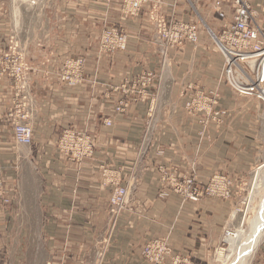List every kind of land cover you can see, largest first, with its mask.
Returning <instances> with one entry per match:
<instances>
[{
  "label": "crops",
  "instance_id": "obj_1",
  "mask_svg": "<svg viewBox=\"0 0 264 264\" xmlns=\"http://www.w3.org/2000/svg\"><path fill=\"white\" fill-rule=\"evenodd\" d=\"M32 1L11 0L10 13L3 11L9 23L0 16V60L20 55L28 67L23 101L0 64V175L10 186L27 166L41 177L35 199L45 241L41 262L95 264L97 251L107 245L102 264H152L143 250L159 239L172 250L164 264H175V257L179 264H210L225 230L235 236L241 194L264 165V104L227 85L223 57L212 40L234 21L236 0H148L135 14L124 0H35L39 8ZM244 1L264 34V0ZM24 9L31 15L29 25L22 22ZM159 17L196 23L199 41L159 45ZM24 27L39 30L41 40H29L21 54L14 39ZM109 28L127 36L124 51L100 52V37ZM80 57L86 60L82 83H64L66 63ZM149 74L152 85L139 94L137 82ZM195 97L216 100L214 109L226 114L218 121L188 110ZM24 102L34 132L30 146L14 139L11 114ZM122 102L130 105L118 113ZM68 129L91 137L92 158L74 161L59 151ZM160 167L179 179L195 177L197 187L225 175L234 181L233 197L186 200L160 184ZM109 180L129 191L127 208L116 219L110 213L115 186ZM8 190L10 204L4 209L12 214L23 208V222L30 224L33 201L18 200ZM259 248L254 264H263L264 241ZM7 249L10 256L17 252L9 243Z\"/></svg>",
  "mask_w": 264,
  "mask_h": 264
},
{
  "label": "built area",
  "instance_id": "obj_2",
  "mask_svg": "<svg viewBox=\"0 0 264 264\" xmlns=\"http://www.w3.org/2000/svg\"><path fill=\"white\" fill-rule=\"evenodd\" d=\"M110 4L113 0H99ZM148 0H124L130 14L137 13ZM236 9L234 21L226 26L219 35H212L213 42L224 60V74L232 90L240 96L255 98L264 102V34L259 31L253 21L252 12L248 3L244 0L235 1ZM157 29V41L165 48H174L189 42L195 44L199 41L200 27L193 22L167 21L164 17L155 20ZM127 47V36L116 28L105 29L100 37V52L103 54L114 53L118 50L124 51ZM1 65L4 70L9 71L18 85L17 96L21 100L27 99L28 79L27 65L17 57L8 56L1 58ZM256 62L254 71H247L245 64ZM86 65L84 58H75L68 61L65 71L61 76L64 83L77 85L82 83ZM251 73V75L249 74ZM235 74L245 79L247 82H240L235 79ZM153 77L146 75L137 83L142 89L139 94L145 93L146 89L152 85ZM204 99V100H203ZM136 101V100H134ZM130 103L122 102L116 108L118 113H123ZM218 102L214 99L208 100L204 97H195L189 104L188 110L203 112L209 118L221 120L226 114L224 111L214 109ZM13 119L14 139L19 145L30 146L33 143L34 132L29 123L26 122L28 115L21 106L11 114ZM106 126H111L110 120L104 121ZM58 149L64 155L74 161H83L93 157L95 149L90 136L85 133L71 129L65 130L58 142ZM106 172V171H105ZM160 184L169 186L175 194L181 195L184 199L198 202L205 198H217L230 200L233 197L234 181L221 174L213 176L204 187L196 186L195 177L179 179L170 174L165 168H159ZM106 178V175H104ZM115 187L110 198V213L116 219L123 213L128 205L129 191L126 187L116 181H110ZM10 199L7 196L3 184L0 180V207H7ZM234 236L231 230H225L223 241ZM223 242V243H224ZM107 245L102 246L97 251L95 264H102ZM143 257L152 264H164L166 259L172 257V250L167 240L154 239L146 243L143 250ZM175 264L181 263L177 257ZM264 264V259H263Z\"/></svg>",
  "mask_w": 264,
  "mask_h": 264
},
{
  "label": "rangeland",
  "instance_id": "obj_3",
  "mask_svg": "<svg viewBox=\"0 0 264 264\" xmlns=\"http://www.w3.org/2000/svg\"><path fill=\"white\" fill-rule=\"evenodd\" d=\"M17 1L21 2V0H17ZM31 3L32 4L36 3L34 5L35 7L39 8L40 6V3L37 4L35 0H33ZM49 4L51 6L50 2ZM9 6H11V0H0V12H1L0 16L1 17L4 16L3 19L6 21V23H9V19H8L9 14H5V12L3 13V11H7L8 13H10L8 10ZM23 8L24 7H22V9ZM22 13L24 15V19L22 18V22L23 20H25V24L29 25L31 21V15L28 12H25V9L22 10ZM26 14L30 15V20H26ZM24 29L25 30L19 32L18 37L14 39V42L17 43V46H16L17 48L15 47L14 50H18L19 52H21V54H23L25 43L29 42V40H33V39L41 40V37H40L41 32L39 30L37 32H30V31H26L27 29L25 27ZM15 56L17 58H20L21 60H24L22 56L20 55H15ZM254 64L255 62L254 63L251 62L245 65L247 68H251V71H254V68H253ZM245 65L243 66V68L247 70ZM225 79L227 82L226 75H225ZM241 79L243 83L247 82L245 79L243 78ZM227 85L230 87L228 82H227ZM26 100L27 99L23 101H26ZM262 103L264 104V102ZM24 105H25V102L21 106V109L24 108ZM22 171H25L27 174L25 173L23 175L16 176L14 178L15 182L11 186L8 184L10 182L7 181L6 176L0 175V180L3 184L5 191H7V196L9 199L11 198V196L8 195L9 193L8 189L11 188L13 190V193L17 196L18 200L26 199V200L33 201V204H32L33 221L27 225L23 222V218L20 215L23 208L21 209L19 207L17 208L16 213L13 212L12 214H8V211L4 209L5 207H0V264H21L20 260L23 262L22 264H43L41 260H42V253H43L42 249H43V245L45 244V241L43 240L41 236L42 224L38 222V217L36 216V213L38 214L40 212H37L36 201H35L37 197V193L41 189V185H42L41 177H39L36 173H33L30 170L29 166H27L26 168L24 167L21 170V172ZM258 182H260V178L258 177V173L255 170L254 174L251 175L249 181L246 182L247 185L245 186L244 191L241 194L240 205L237 208L238 213L235 214L237 218L234 222V227L237 230L240 227H243V230L245 231L249 230V227L251 226L252 222L257 217L256 214H258L259 210L261 209V205L264 202V188L261 187L260 184L259 186L262 189L260 187L258 188L255 187L256 183ZM256 197L258 199H256ZM255 205L258 208H256ZM223 242L224 241H222V246L219 249L224 248L223 244L226 243V241L224 243ZM8 243L10 244L11 249H13L14 251L15 250L17 251V252H14L12 256H10V254L7 252ZM259 250L260 248L258 249L256 255L254 256L255 258L253 259L251 264L255 263ZM15 253H16V256H15ZM228 253L229 252H227L226 255ZM25 254L28 258V263H26L25 261L26 259V256H24ZM223 259L224 258L218 256V253H217V255H215L212 258L210 264H223L224 263ZM227 262H228L227 264H230V260H228Z\"/></svg>",
  "mask_w": 264,
  "mask_h": 264
},
{
  "label": "bare ground",
  "instance_id": "obj_4",
  "mask_svg": "<svg viewBox=\"0 0 264 264\" xmlns=\"http://www.w3.org/2000/svg\"><path fill=\"white\" fill-rule=\"evenodd\" d=\"M253 66H256V62ZM247 70L251 71V68H247ZM234 76L237 81L242 82V79L238 77L237 74H235ZM256 171L258 173V177L260 178V182L256 183L255 187L258 188L261 186L264 188V165L258 167ZM256 199L258 198L256 197ZM256 208L258 207L256 206ZM256 215L257 217L252 222L249 230L245 231L243 230V227H240L238 230H236V237L234 236L235 238L232 237L230 239H226V243L223 244L224 248L219 249L218 256L224 258L223 264H227L228 260H230V264L252 263L253 259L255 258L254 256L256 255L260 245L264 241V202L262 203L261 209ZM227 252H229V255H226Z\"/></svg>",
  "mask_w": 264,
  "mask_h": 264
}]
</instances>
